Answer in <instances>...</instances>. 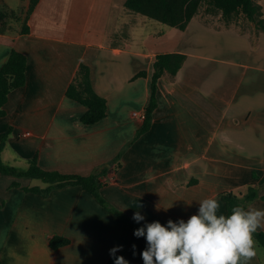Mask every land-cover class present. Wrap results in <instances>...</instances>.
<instances>
[{"label":"crops","instance_id":"0c3cea01","mask_svg":"<svg viewBox=\"0 0 264 264\" xmlns=\"http://www.w3.org/2000/svg\"><path fill=\"white\" fill-rule=\"evenodd\" d=\"M15 1L0 6L18 10ZM254 2L264 21V0ZM124 3L39 0L28 32L21 23L0 30V67L13 49L28 58L27 82L11 91L0 117V132L12 127L2 159L26 169L36 156L45 169L82 175L107 167L113 179L100 193L132 218L139 212L145 224L186 222L206 198L227 215L221 193L264 184V28L242 11L225 18L208 1L185 29ZM169 52L186 59L176 74L160 77L152 127L137 136L143 121L133 112L145 111L155 57ZM83 62L108 101L107 115L93 124L81 121L86 106L66 94ZM36 185L49 183L0 172L2 264H106L119 246L129 264H144L146 237L92 193L79 185L47 195L24 189ZM251 204L264 210V199ZM55 235L70 242L54 249ZM256 242L250 264H264Z\"/></svg>","mask_w":264,"mask_h":264},{"label":"trees","instance_id":"16d2710c","mask_svg":"<svg viewBox=\"0 0 264 264\" xmlns=\"http://www.w3.org/2000/svg\"><path fill=\"white\" fill-rule=\"evenodd\" d=\"M38 1L39 0H30L22 32L29 31L26 19L35 8ZM203 1H208L213 7L222 10L225 18H229L233 13L242 11L249 19L255 21L259 26L264 28V21H258L256 19V4L254 0H125L124 4L132 11L157 19L170 26L185 29ZM14 14L15 10L6 5H3L0 8V30L8 27V20ZM185 59L186 55L178 52L160 53L156 55L150 74V96L145 107L146 118L143 121V125L139 129L137 136H140L152 127L153 114L158 107L160 98V77L166 71L171 74H176L182 67ZM27 64V56L23 52L13 49L3 66L0 67V117L7 114L5 104L9 99L11 91L26 84ZM147 74L148 71L146 70L138 73L139 76H146ZM66 94L69 98L86 106L87 109L81 116V121L83 123L93 124L107 115V98L95 89L91 75V68L87 63L83 62L80 64L73 80L67 88ZM11 132L12 127L0 132V172L18 177L27 176L41 178L43 181L49 183L47 187L37 185L24 186L25 190L47 195L54 187L79 185L83 189L92 193L105 208L127 221L132 229L137 230L141 227H146L147 224L140 221L137 222L132 217L113 206L100 193V188L105 183L103 178L109 173V168L107 167L89 175H82L45 169L38 163L36 156L29 160V167L26 169L5 163L2 159V151L5 148V144ZM14 184L19 185L18 182H15ZM221 197L226 202L228 210L227 215H230L231 209L236 205H244L247 207L249 203L258 198L264 199V184L252 182L249 183L243 191L223 192L221 193ZM254 239L264 247V230H258L254 234ZM69 242V238L55 235L51 239V247L57 249ZM120 256L121 255L116 252L115 256L111 255L106 264H115V259ZM0 264H2L1 261Z\"/></svg>","mask_w":264,"mask_h":264},{"label":"clouds","instance_id":"9594fccd","mask_svg":"<svg viewBox=\"0 0 264 264\" xmlns=\"http://www.w3.org/2000/svg\"><path fill=\"white\" fill-rule=\"evenodd\" d=\"M220 207L218 200L206 198L186 222L169 220L165 226L155 221L137 229L134 234L146 237L148 245L142 252L144 264H250L257 256L254 234L264 229V210L249 203L236 205L230 215H224ZM133 219L139 222L144 217L136 212ZM121 248L110 253L115 256ZM115 264L128 262L120 256Z\"/></svg>","mask_w":264,"mask_h":264},{"label":"rangeland","instance_id":"374dc122","mask_svg":"<svg viewBox=\"0 0 264 264\" xmlns=\"http://www.w3.org/2000/svg\"><path fill=\"white\" fill-rule=\"evenodd\" d=\"M28 5V1L26 0H16L15 1V8L21 7L18 10H15V14L13 16H11V18L8 20V26L10 25H17L19 23L23 24L25 21V17H26V12L27 10L24 8V6ZM2 7V5L0 6V8ZM262 249L264 251V247L262 246Z\"/></svg>","mask_w":264,"mask_h":264},{"label":"built area","instance_id":"2783aa9c","mask_svg":"<svg viewBox=\"0 0 264 264\" xmlns=\"http://www.w3.org/2000/svg\"><path fill=\"white\" fill-rule=\"evenodd\" d=\"M133 115L137 118H139L140 120L144 121L145 118H146V112L145 111H142V112H139V111H134L133 112ZM31 132L30 131H27L25 134H30ZM113 179V176H112V173H108L107 175L104 176L103 180L104 182L106 183L108 180H111Z\"/></svg>","mask_w":264,"mask_h":264}]
</instances>
